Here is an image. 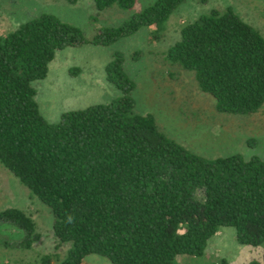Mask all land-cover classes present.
<instances>
[{"label":"trees","instance_id":"1","mask_svg":"<svg viewBox=\"0 0 264 264\" xmlns=\"http://www.w3.org/2000/svg\"><path fill=\"white\" fill-rule=\"evenodd\" d=\"M92 1L99 9L135 2ZM183 1L155 0L90 41L45 13L0 33V164L49 208L54 238L69 244L55 264H81L89 254L111 264H180L178 256H200L222 227L233 228L239 244H264V160L207 159L168 138L152 116L133 111V83L119 55L105 67L121 93L114 100L68 110L53 124L34 100L32 82L46 76L58 51L160 28ZM166 59L191 71L220 113H252L264 103V37L230 7L185 23ZM0 222L17 227L27 248L38 237L17 208L1 210ZM54 257L42 255L40 263Z\"/></svg>","mask_w":264,"mask_h":264},{"label":"rangeland","instance_id":"2","mask_svg":"<svg viewBox=\"0 0 264 264\" xmlns=\"http://www.w3.org/2000/svg\"><path fill=\"white\" fill-rule=\"evenodd\" d=\"M155 0H135L133 6L99 9L92 0H0V33L8 34L26 20L45 13L77 27L85 41L101 29L115 28ZM230 7L264 37V0H184L160 28L142 27L102 46L84 42L58 51L48 64L46 76L32 82L39 113L56 123L68 110L108 103L120 96L105 79V67L114 55L133 83V111L152 116L159 131L189 152L211 159L237 154L264 160V103L252 113L227 114L215 109V101L200 91L191 71L166 59L167 49L178 40L180 28L199 14ZM17 208L35 225L37 239L29 248L23 233L0 222V264H41L42 255L61 259L69 244L52 234V215L29 190L0 164V211ZM264 244L237 243L231 227L220 228L200 256H178L180 264H206L225 259L227 264H261ZM56 258V260H55ZM81 264H111L105 257L89 254Z\"/></svg>","mask_w":264,"mask_h":264}]
</instances>
